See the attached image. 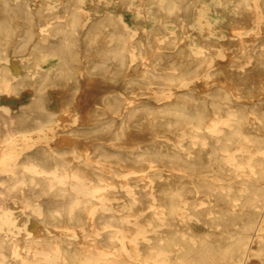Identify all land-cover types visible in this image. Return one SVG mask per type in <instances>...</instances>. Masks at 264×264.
<instances>
[{"label":"bare ground","instance_id":"bare-ground-1","mask_svg":"<svg viewBox=\"0 0 264 264\" xmlns=\"http://www.w3.org/2000/svg\"><path fill=\"white\" fill-rule=\"evenodd\" d=\"M256 262L264 0H0V264Z\"/></svg>","mask_w":264,"mask_h":264},{"label":"rangeland","instance_id":"rangeland-1","mask_svg":"<svg viewBox=\"0 0 264 264\" xmlns=\"http://www.w3.org/2000/svg\"><path fill=\"white\" fill-rule=\"evenodd\" d=\"M129 15H131V12L129 13ZM43 59L46 60L47 62H50L51 64H56L58 62V60L56 58H51V57L49 58L47 56H43L42 58H39V57L33 58V60L36 62V65L39 68H42V69H44L46 67V63L45 64L41 63V61ZM16 69L19 70V67H16ZM227 124H229L231 126V123H227ZM254 264H261V263L260 262H256Z\"/></svg>","mask_w":264,"mask_h":264}]
</instances>
